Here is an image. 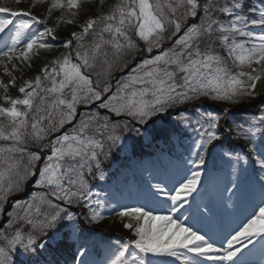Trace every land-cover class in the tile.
Returning a JSON list of instances; mask_svg holds the SVG:
<instances>
[{
    "label": "snow or ice",
    "instance_id": "snow-or-ice-1",
    "mask_svg": "<svg viewBox=\"0 0 264 264\" xmlns=\"http://www.w3.org/2000/svg\"><path fill=\"white\" fill-rule=\"evenodd\" d=\"M86 2L32 0L33 8L47 5L43 18L0 3V14H7L0 17V33L6 34L0 69L10 77L7 83L0 79V264H88L80 241L86 227L106 219L101 209L133 234L110 246L101 264H129L131 247L181 264H201L199 257L219 264H264V245L256 259L238 256L256 237L264 239V183L262 198L219 246L171 214L196 192L209 164L206 156L226 137L244 139L264 167V127L244 121L224 128L219 113L231 114L230 109L209 111L203 103L236 104L258 95L257 82L264 79V0L250 4L247 12L243 0H116L77 24ZM54 12L59 15L49 27ZM20 17L25 18L18 23L12 19ZM61 24L79 30L61 39L56 31ZM57 43L67 51L24 79L19 95H10L14 71L31 67L40 50ZM125 69L112 91V73ZM101 78L108 81L103 87ZM259 109L264 112V103ZM259 122L264 126V115ZM145 144L179 145L190 156V167L177 174L172 189L152 185L153 195L172 201L166 214L112 204L94 192L98 182H107L105 168L120 153Z\"/></svg>",
    "mask_w": 264,
    "mask_h": 264
},
{
    "label": "rangeland",
    "instance_id": "rangeland-1",
    "mask_svg": "<svg viewBox=\"0 0 264 264\" xmlns=\"http://www.w3.org/2000/svg\"><path fill=\"white\" fill-rule=\"evenodd\" d=\"M5 1H7V0H0V3H3L4 4ZM16 1H19V3H18L19 5H28V4H30L29 2L32 1V0H16ZM115 2H116V0H112L111 5L114 4ZM107 10H108V8L107 9H104V11H107ZM87 15L88 14L86 12L85 13H82V15L77 18V24L83 22V20L86 18ZM74 26L77 27L76 25H74ZM253 30L254 31H257V32L260 31L259 28H253ZM41 54H43V53H41ZM44 54L50 55V59H51L52 55H51L50 51L46 50V53H44ZM48 62H45V63H48ZM43 65L40 67V69L43 67ZM40 69H37V71H35L33 73H27V74H25L24 77H23V80L24 79L34 78L35 75H37V74L40 73ZM249 70L250 69L244 68V71H249ZM115 74L116 73H114V72L112 73V78H111V81H110L111 83H112V80H113ZM93 77L95 78V80L97 79L96 76H93ZM106 82H108V81H106L103 78H101L100 86L103 87L104 83H106ZM262 82H263V85H264V79H262ZM111 85L113 86V91H115V87H116L115 82L113 84H111ZM255 90L264 92V86L261 85V80L257 82V88ZM0 92H1V90H0ZM2 102L3 101H0V103H2ZM203 103H204V106L205 105H212V104H214L211 100H207V99L204 100ZM238 104H239V102L236 103V104H219V105L220 106L225 105V107H227V106H231V105L234 106V105H238ZM104 111L105 110H101V113L103 114ZM123 134L124 135H128L127 132H125ZM53 135H56V134H53ZM120 155H122V153H120ZM117 164L118 163H116V165H111V167L112 168H115L117 166ZM119 168H121L122 170H125L127 168V165H119ZM188 168H189V166H188ZM102 182L103 181L97 183V186L94 188V192H100V194H102L106 190L107 191H111V190L113 191V189H108V187L110 186L111 188H114L116 186V184H121V186L119 188V192L121 194H123V193H125L127 191V184L130 183V181H127L125 183L124 177H123V175L121 173H119L118 179H115V181H113L112 183L109 182L110 185H105ZM188 197H191V196H188ZM181 204L182 203H177L176 204L177 210H181L182 211V215L185 216V207H181ZM232 204H233L232 202H229V203L226 204V207H231ZM188 208H189V205H188ZM77 209L79 210L80 208H77ZM190 209H191V207H190ZM101 211H102L103 215L106 217V219L103 222H101V224L99 226H94L93 227V230L95 231L94 235L101 236V235L107 233V234H110V235H118V236H122V237H129V239L133 238V234L131 232H129V230L124 229L122 227V225L120 224L119 220H116L114 218V216L110 215V213H109V211L107 209H101ZM173 217L176 218V219H178V220H180V221H182L181 218H178L175 215H173ZM106 221H110V223L107 222V225H104V223ZM180 251L185 252L186 250L181 249ZM11 255L13 257H16L17 253L16 252H13V253H11ZM130 256L132 257L131 258L132 261L133 260L135 261V260H137L139 258V254H137V253L136 254L131 253ZM85 260L88 261V264H93V261L89 260L88 256L86 257Z\"/></svg>",
    "mask_w": 264,
    "mask_h": 264
},
{
    "label": "bare ground",
    "instance_id": "bare-ground-1",
    "mask_svg": "<svg viewBox=\"0 0 264 264\" xmlns=\"http://www.w3.org/2000/svg\"><path fill=\"white\" fill-rule=\"evenodd\" d=\"M214 240L217 241V246H219V240H217V239H214ZM239 254H240V253H239ZM239 254H238V255H239ZM247 257L250 258V259H255V258H257L258 256H257V254H254V255H252V256L248 255ZM218 264H219V262H218Z\"/></svg>",
    "mask_w": 264,
    "mask_h": 264
}]
</instances>
